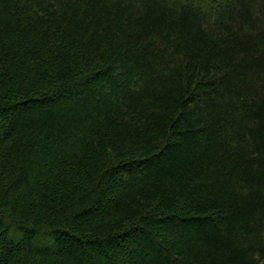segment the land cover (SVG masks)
Segmentation results:
<instances>
[{"label":"trees","instance_id":"trees-1","mask_svg":"<svg viewBox=\"0 0 264 264\" xmlns=\"http://www.w3.org/2000/svg\"><path fill=\"white\" fill-rule=\"evenodd\" d=\"M0 264H264V0H0Z\"/></svg>","mask_w":264,"mask_h":264}]
</instances>
